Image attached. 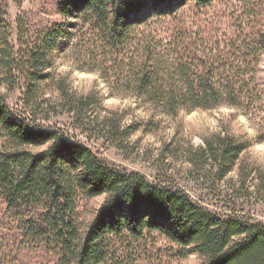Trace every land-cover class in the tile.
<instances>
[{
  "label": "trees",
  "instance_id": "obj_1",
  "mask_svg": "<svg viewBox=\"0 0 264 264\" xmlns=\"http://www.w3.org/2000/svg\"><path fill=\"white\" fill-rule=\"evenodd\" d=\"M216 1L63 0L58 13L78 21L69 28L76 32L66 30L65 23L43 28L21 62L0 14V81L11 91L18 81L23 86L21 108L0 97V264H136L146 248L143 242L154 236L166 240L176 258L264 264V223L217 216L185 191L119 170L66 130L49 125L61 108L82 135L101 127L99 137L119 145L132 133L122 127L119 113L95 114L103 108L102 97L78 96L65 79L47 72L52 55L83 32L91 40L78 58L97 61L105 83L113 79L119 91L126 87L137 101L163 115L223 105L242 108L244 82L231 75L234 64L227 55L199 58L191 36L179 29L169 36L165 53L156 38L141 31L152 22L176 21L189 4L206 8ZM135 38L137 53L125 56ZM256 41L264 51V35ZM110 59L117 63V75L103 64ZM125 60L130 67L122 74ZM44 86L56 92L55 101L46 98ZM204 143L201 157L191 152L189 163L213 164L220 177L231 173L248 149L228 135ZM99 197H105L103 204L85 222L81 202Z\"/></svg>",
  "mask_w": 264,
  "mask_h": 264
},
{
  "label": "rangeland",
  "instance_id": "obj_2",
  "mask_svg": "<svg viewBox=\"0 0 264 264\" xmlns=\"http://www.w3.org/2000/svg\"><path fill=\"white\" fill-rule=\"evenodd\" d=\"M62 1L0 0V14L9 25V42L16 49L19 62L28 56L33 41L39 37L43 28L65 23L68 24L66 30H69L72 24L78 22L73 18L63 19L59 15L58 6ZM178 29L186 30L191 36L192 42H195L194 51L199 58L227 55V59L234 64L231 75H236L244 82L240 89L243 93L242 108L235 107L237 111L227 117L218 113L217 108L197 109L208 112L215 123L211 126H197L193 129V135L188 136L179 114L176 117L163 115L161 109L156 110L137 101L126 87L119 91V85L113 79L110 85L105 83L97 69V61L93 63L84 57L79 59L80 48L91 40L88 34L83 37V32L77 33L69 48L52 55L54 62L47 72L54 78L65 79L72 92L78 96L94 93L102 97L103 108L94 113H101V116L106 111L119 113L123 116L122 127H130L132 133L122 139L119 145L101 139V127L92 130L89 135H82L76 130L72 117L61 112V108L57 109L59 114L51 118L49 125L66 130L119 170L139 172L152 183L185 191L197 204L217 216H237L246 222L264 223V166L256 164L250 152L251 145L264 142V51L259 49L257 41L254 42L264 35V0H217L206 8H196L189 4L179 11L176 21L152 22L141 31L156 38V46L166 53L170 49L169 36ZM76 30L69 31L75 33ZM138 40L133 39L125 56L137 53ZM229 46L236 47L234 52L228 49ZM69 63L70 71H59ZM129 63L125 60V66H122L125 72L122 74L128 72ZM103 64L110 74H118L117 63L114 64L110 59ZM75 71L92 75L86 87L79 90L74 87ZM18 82L11 91L0 81V97H4L13 108L22 107L23 86ZM42 89L46 98L52 101L57 99L51 86ZM115 98H119L121 103L112 105L110 102ZM217 135L231 136L248 146L233 171L225 177H220L219 170L213 164L202 161L194 166L189 163L190 153L201 157L205 140ZM104 200L105 197L83 200L80 205L82 220L88 222L92 219ZM143 243L146 248L136 264H184L185 260L188 264H200L195 255L183 259L171 255L173 249L162 238L154 236Z\"/></svg>",
  "mask_w": 264,
  "mask_h": 264
},
{
  "label": "clouds",
  "instance_id": "obj_3",
  "mask_svg": "<svg viewBox=\"0 0 264 264\" xmlns=\"http://www.w3.org/2000/svg\"><path fill=\"white\" fill-rule=\"evenodd\" d=\"M71 70V64L62 66L59 71L67 72ZM74 76V87L79 90L82 87L87 86V82L92 79V75L85 72L75 71ZM112 105H117L121 103L119 98L112 99L110 102ZM218 113L224 114L226 117L231 116L237 109L234 106L223 105L216 109ZM179 118L184 121V131L188 136L193 135V129L197 126H211L215 123L211 115L203 110H193L191 113L180 112ZM241 120L244 117H240ZM195 138L193 137V143H195ZM251 156L255 163L264 166V142H256L250 146ZM184 264H188L185 260Z\"/></svg>",
  "mask_w": 264,
  "mask_h": 264
}]
</instances>
